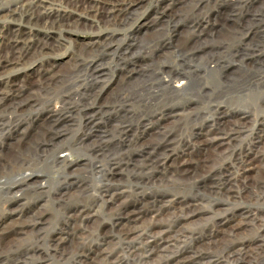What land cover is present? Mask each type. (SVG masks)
Segmentation results:
<instances>
[{"label": "rangeland", "instance_id": "obj_1", "mask_svg": "<svg viewBox=\"0 0 264 264\" xmlns=\"http://www.w3.org/2000/svg\"><path fill=\"white\" fill-rule=\"evenodd\" d=\"M140 19L148 22L141 28ZM96 30L82 24L61 44L45 39V31L34 38L35 45L46 42L53 48L57 56L49 61L56 62V74L66 77L54 88L52 101L72 99L59 113L49 115L43 105L0 121V264H99L100 247L121 253L124 264H156V256L146 261L141 251L132 253L139 243L128 250L119 239L121 224L127 225L123 207H142L137 223L151 225L155 213L146 206L154 198L197 192L204 198L203 215L183 220L177 228L202 238L191 246L207 253L203 263L218 258L226 264L220 247L209 242L219 221L227 218L229 223L230 215L236 226L241 214L264 212L262 201L249 198L261 191L253 189L264 173L250 174L242 188L238 166L257 143L264 148L259 142L264 131V0H144L114 33L107 51L97 53L90 45L113 32ZM12 53L0 44V56ZM77 56L93 60L96 69L78 64ZM218 61L223 69L212 71ZM39 67L25 70L28 88L38 84ZM173 71L187 78L179 93L162 81ZM237 118L243 120L233 133ZM210 129L227 135L228 143L218 153L198 151ZM156 144L166 146L165 151ZM187 151H194L193 159L215 161L204 173L179 178L173 171L187 159ZM166 158L167 166L160 168L156 161ZM213 182L235 193L216 195L204 186ZM81 209L90 213L88 219L76 218ZM162 213L158 231L173 221L166 210ZM254 226L238 239L255 238ZM57 235L71 240L57 245ZM218 238L221 243L227 239ZM259 252L245 264H264V250Z\"/></svg>", "mask_w": 264, "mask_h": 264}, {"label": "bare ground", "instance_id": "obj_2", "mask_svg": "<svg viewBox=\"0 0 264 264\" xmlns=\"http://www.w3.org/2000/svg\"><path fill=\"white\" fill-rule=\"evenodd\" d=\"M143 1L144 0H0V44L9 46L13 52V56H0V121L4 118L8 119L9 116L12 117V114L22 113L24 111L26 112L28 109H33L43 105H45V109L49 115L57 112L59 113V111H62L72 99V96H67L52 101L54 97V88L61 84L66 77L64 74H56L57 66L56 62L53 61L55 59L52 58V54H54L53 48H50L46 42L40 46L35 45L34 38H36V34L45 31L47 34L45 39H48V41L53 40L56 44H61V41H66V37L74 34V31L82 24L90 27L91 29L95 28L98 31L106 30V33L108 30H112L113 33L110 32L101 39L97 38L98 40L90 45L92 46V52L95 51V53H97L101 50L107 51V48L114 43V33L119 31V28L125 27L129 23V19L132 17L133 13H135L137 7L142 5ZM158 4L162 5L163 1ZM85 22L89 24L87 25ZM147 23H143V19H140L138 21L139 28ZM50 59H53V62H50ZM76 59L78 64L81 63L89 69L92 68L91 70L96 69V64L93 60L90 59L91 61H88L87 59L83 60L82 58L79 60L78 56ZM44 60H46V62H44ZM36 64L37 67L40 66L39 71L35 72L38 78V84L35 87L28 88L24 81L26 74H23L27 68L33 67ZM222 69L223 68L221 67L220 62L218 61L215 63L214 70L212 71ZM186 80L187 78L184 74L178 71H173L169 80L162 81L167 84L168 89L172 93H179L182 89H184V85L187 83ZM223 117L226 118L227 114L224 113ZM241 120L243 119L237 118L236 121L234 120L235 125H233L234 127L231 129L233 133L234 131L238 132L239 127L237 126H240ZM211 129L208 134L202 135L204 138L201 143H199L198 151L204 152L207 149H213V152L218 153L227 145V135L224 137L219 133L221 131H211ZM260 134L261 137L259 138V142H264V131L261 130ZM261 143H257L254 150L245 153L238 165L239 167L241 166L239 186L242 188H245V185L249 182V178H251L250 174L255 172L258 174L259 171L264 173V148H261ZM156 145L157 147L159 146V144ZM153 147L154 146L151 148L153 149ZM161 149L164 152L166 146H162ZM185 153L187 159L182 162L179 168L173 171V173L178 174L177 177L182 179L189 178L190 176H195L198 173L203 172L210 163L215 161V159L207 157L193 159L195 157L194 151H187ZM166 162L167 158L163 161V163L158 159L156 164H159L160 168H164L167 166ZM255 184L256 185H254L253 190L256 191V189H259L261 191L259 193L256 191L257 194L254 192L251 194L249 192L251 194L249 198L258 201V204L260 201L264 203V180L261 179ZM204 186L209 188L213 193H216V195H223L224 197H230L235 193L230 191L232 188H223L215 182ZM107 194H109L111 199L116 197V194L111 195L110 191H106V195ZM159 199L158 197L154 198L153 202H149L146 206L150 211L155 213L154 217H152L153 221L151 222V225L150 223L144 224V222L140 223V225L138 224L139 221L142 220V216L144 214L142 207L128 209L125 208L127 206H124L121 216L127 220V225L125 223L121 224V229L118 230L117 234L119 239L127 246V249L130 246L137 247L135 243H139L141 247L137 249L135 248V251L132 253L138 254V252L141 251L143 253V255L140 256L142 260L147 261L148 259L156 256L158 258V263L156 264H188L187 262H189V264H206L203 263V261L205 260V255L207 253H203L204 250L202 252L201 250L193 251L191 246L194 242L200 243L202 238L195 237L193 232H189L190 230L185 232L184 228L181 229L182 226L177 228L182 224L183 220H189L190 218H197L203 215L204 198L200 197V194L197 192V194L192 197L183 195L173 196L172 199L169 197H162ZM84 210H86L85 207ZM84 210L81 209L78 211L80 215L75 217L78 218L85 215V219H88L90 213L84 212ZM164 210H166L167 214L170 216L169 220L173 221L169 223V229L166 227V230L158 231L156 226L163 224L161 223L163 215L160 213ZM207 210L208 209L206 208L205 212ZM239 217L241 218L242 223L236 226L231 225V222L234 220L233 218H230V215L228 216V219L230 220L229 223L226 220L227 218L221 219L218 225V235L216 234L209 237L210 244L220 247L222 252L221 258H226V264H245L249 259H251V257H253L252 255H259V251L264 250V212L259 215L247 212L241 214ZM251 225L257 226L258 235L251 240L238 239L240 233ZM119 226L120 224L118 227ZM162 228L163 227L160 226V229ZM219 235H222V237H226L227 239H224L222 243L218 242ZM57 236L59 238L56 237V240L54 239L58 242L57 245L65 246L68 242L67 240L69 239H64L59 235ZM105 238L106 237L104 236V241L107 240V238L106 240ZM3 240L4 235H0V244H2ZM54 240L52 239V241ZM97 250L99 252L98 256L102 257V261L99 264H124V258H121L122 256H120L121 253L119 255V252H115L113 249L108 251L107 249L103 250L101 247ZM185 255L190 256L186 258ZM181 257H184L185 261H181ZM92 260L93 259H91V261ZM223 262L224 260L222 261L217 258V260L207 263L224 264Z\"/></svg>", "mask_w": 264, "mask_h": 264}]
</instances>
